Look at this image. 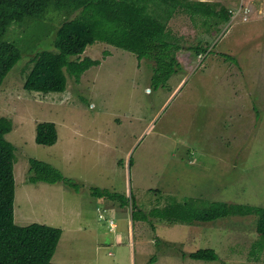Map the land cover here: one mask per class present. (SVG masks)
Here are the masks:
<instances>
[{
	"label": "rangeland",
	"instance_id": "rangeland-1",
	"mask_svg": "<svg viewBox=\"0 0 264 264\" xmlns=\"http://www.w3.org/2000/svg\"><path fill=\"white\" fill-rule=\"evenodd\" d=\"M239 1L203 0L226 10ZM56 13L5 34L21 53L0 87V118L12 123L5 139L15 148V225L62 228L53 264H264L257 216L182 224L151 213L184 200L196 209L264 208V18L216 24L177 7L165 22L167 41L178 46L165 83L152 61L95 42L80 58L100 64L77 82L66 74L63 93L27 92L31 60L54 51L56 28L79 14ZM40 123L55 125V145L35 143ZM30 159L77 191L30 183ZM97 189L123 202L93 196ZM131 203L146 220L132 217ZM199 250L217 260L182 258Z\"/></svg>",
	"mask_w": 264,
	"mask_h": 264
},
{
	"label": "trees",
	"instance_id": "trees-1",
	"mask_svg": "<svg viewBox=\"0 0 264 264\" xmlns=\"http://www.w3.org/2000/svg\"><path fill=\"white\" fill-rule=\"evenodd\" d=\"M151 5L156 6L157 11H150ZM177 7L191 16L211 18L216 24H224L231 19L226 9L203 0H0V87L6 75L21 59L20 51L14 43L5 39V34L13 25L41 21L50 11L57 12L56 17L79 14L56 28L54 51H41L31 60V69L23 79L25 91L43 95L63 93L67 86L66 74L77 82L84 72L100 64L98 60L80 58L85 49L95 42L133 53L138 61H152L155 72H162L159 84L165 83L174 73L177 63L175 51L178 48L175 43L167 41L165 22ZM200 51L205 53L206 50L202 48ZM223 57L230 60L228 55ZM11 130V121L0 118V264H53L51 259L61 230L39 224L18 227L14 223L15 148L5 139ZM35 132L37 145L51 147L57 142L53 123H40ZM29 165L30 183L54 185L63 182L77 191L76 184L64 178L51 165L35 159H30ZM93 196L123 202L121 195L108 191L97 189ZM192 202H174L151 213L159 220L182 224L213 222L231 215H254L257 216L256 233L264 240V208L216 202L196 209ZM131 209L132 217L136 215L143 221L147 219L133 203ZM186 257L204 262L217 260L212 250L182 255V258Z\"/></svg>",
	"mask_w": 264,
	"mask_h": 264
},
{
	"label": "built area",
	"instance_id": "built-area-1",
	"mask_svg": "<svg viewBox=\"0 0 264 264\" xmlns=\"http://www.w3.org/2000/svg\"><path fill=\"white\" fill-rule=\"evenodd\" d=\"M253 3L239 1L237 4L232 7V9L227 10L231 15L230 20L239 18L242 23H245L247 20H250L252 17L264 18V0H261L259 5V0H252ZM114 225L110 223V228Z\"/></svg>",
	"mask_w": 264,
	"mask_h": 264
},
{
	"label": "crops",
	"instance_id": "crops-1",
	"mask_svg": "<svg viewBox=\"0 0 264 264\" xmlns=\"http://www.w3.org/2000/svg\"><path fill=\"white\" fill-rule=\"evenodd\" d=\"M60 229H61V231H62V228H60ZM54 254H55V253H54ZM53 258H54V255H53L52 259H53ZM52 259H51V260H52Z\"/></svg>",
	"mask_w": 264,
	"mask_h": 264
}]
</instances>
